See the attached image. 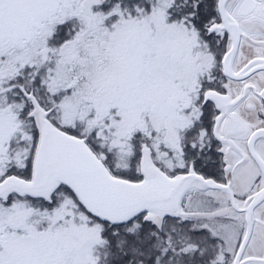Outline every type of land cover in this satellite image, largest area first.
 <instances>
[{
  "label": "snow or ice",
  "instance_id": "6c2138e0",
  "mask_svg": "<svg viewBox=\"0 0 264 264\" xmlns=\"http://www.w3.org/2000/svg\"><path fill=\"white\" fill-rule=\"evenodd\" d=\"M0 264H264V0H0Z\"/></svg>",
  "mask_w": 264,
  "mask_h": 264
}]
</instances>
